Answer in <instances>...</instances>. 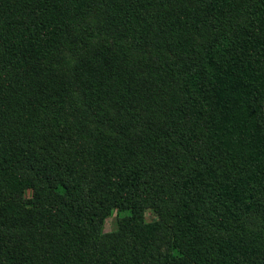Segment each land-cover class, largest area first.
I'll return each mask as SVG.
<instances>
[{"label":"trees","instance_id":"trees-1","mask_svg":"<svg viewBox=\"0 0 264 264\" xmlns=\"http://www.w3.org/2000/svg\"><path fill=\"white\" fill-rule=\"evenodd\" d=\"M113 210L119 264H264V0H0V264Z\"/></svg>","mask_w":264,"mask_h":264},{"label":"rangeland","instance_id":"rangeland-1","mask_svg":"<svg viewBox=\"0 0 264 264\" xmlns=\"http://www.w3.org/2000/svg\"><path fill=\"white\" fill-rule=\"evenodd\" d=\"M121 46L127 52L132 47L128 42L125 44L120 43V47ZM174 59H175V56L172 55L167 58V61H173ZM10 197L18 201L26 203L30 199V192H29V189H24L21 194L17 195V193H12ZM142 220H144L147 223H154V222L160 223L161 226H164V222L161 221L159 217L157 216V214H155L153 210L151 209H145L142 211ZM203 220L205 222V223L203 222L204 228L206 227L210 228L211 231L218 230L216 228L219 227L220 225L215 224L212 217L209 216V213H206L203 215ZM117 221H118V216L115 210H113L111 214L104 220L102 231L100 235L94 241V243L96 242L94 246L95 255L93 257L92 264H119L120 259H119L118 253H113L107 249L109 245L112 244L113 242L111 234L117 228ZM249 223L251 224L246 225V232L252 233V234L256 233L258 231V228L256 226L257 220H255V216H252L251 218H249ZM163 229H165V226L163 227ZM163 235L165 237V234Z\"/></svg>","mask_w":264,"mask_h":264}]
</instances>
